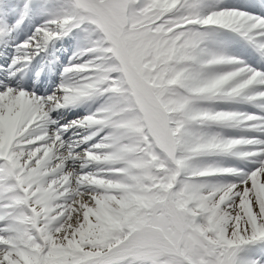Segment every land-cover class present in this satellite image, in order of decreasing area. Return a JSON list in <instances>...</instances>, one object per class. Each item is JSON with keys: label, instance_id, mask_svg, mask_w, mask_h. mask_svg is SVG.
<instances>
[{"label": "snow or ice", "instance_id": "6c2138e0", "mask_svg": "<svg viewBox=\"0 0 264 264\" xmlns=\"http://www.w3.org/2000/svg\"><path fill=\"white\" fill-rule=\"evenodd\" d=\"M0 264H264V0H0Z\"/></svg>", "mask_w": 264, "mask_h": 264}, {"label": "bare ground", "instance_id": "6f19581e", "mask_svg": "<svg viewBox=\"0 0 264 264\" xmlns=\"http://www.w3.org/2000/svg\"><path fill=\"white\" fill-rule=\"evenodd\" d=\"M70 54H71V52L66 53L64 58H66V56L70 55ZM58 55H59V53H58Z\"/></svg>", "mask_w": 264, "mask_h": 264}]
</instances>
